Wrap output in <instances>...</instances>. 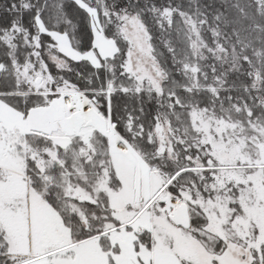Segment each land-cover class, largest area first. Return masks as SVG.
Returning <instances> with one entry per match:
<instances>
[{
  "label": "snow or ice",
  "instance_id": "obj_1",
  "mask_svg": "<svg viewBox=\"0 0 264 264\" xmlns=\"http://www.w3.org/2000/svg\"><path fill=\"white\" fill-rule=\"evenodd\" d=\"M0 264H264V0H0Z\"/></svg>",
  "mask_w": 264,
  "mask_h": 264
}]
</instances>
